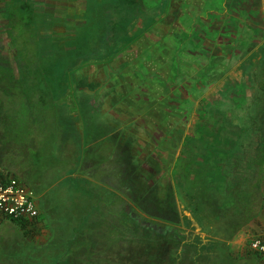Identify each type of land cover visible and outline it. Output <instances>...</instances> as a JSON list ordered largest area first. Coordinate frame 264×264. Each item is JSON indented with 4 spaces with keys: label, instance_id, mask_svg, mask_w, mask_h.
<instances>
[{
    "label": "rangeland",
    "instance_id": "1",
    "mask_svg": "<svg viewBox=\"0 0 264 264\" xmlns=\"http://www.w3.org/2000/svg\"><path fill=\"white\" fill-rule=\"evenodd\" d=\"M73 1L79 3V0H0V171L22 177V181L35 191V196L43 193L36 200L42 209V216L35 224H29L25 228L9 219L0 221V264H75L77 258L74 252L78 243L83 244L86 251L97 250L101 244L108 248L111 246L108 236L111 224L107 220L120 212L112 209L109 204L115 195L114 199L120 200L121 206H129L130 214L136 211L145 217L142 214L144 209L139 205L147 206L149 195L142 188H135L131 183L128 185L119 179L122 170L125 173L128 169L122 167V162L126 166L127 159L129 168L135 169L138 151L141 150L137 147L139 150L132 149L128 156H124L119 153L120 147L115 145L118 140L123 141V146L126 141L127 144L130 140L133 143L139 138H136L138 133L133 131L128 140L124 135L125 125L114 121L109 123L114 118L104 107V103L107 94L111 96L114 93L115 85H109L106 81L118 80L120 76L117 73L119 68L113 71L112 67L137 66L136 73L139 72L144 77L151 73L144 62L147 61L159 73L153 74L157 81L164 82L167 88L168 85L171 86V89L165 90V94L177 95L175 86L170 83L171 76L163 74L164 69H169L164 64L165 59L173 58L169 65L177 72L178 57L184 51H205L207 46L213 48L217 33L215 28L220 30L222 20H225L224 26L238 30L222 34L223 43L227 42L222 46L226 49H233L232 41L239 43L236 37L239 36L240 39L242 35H252L248 21L251 0H230L227 7L221 6L222 0H202L205 2L201 8L191 0L180 6L179 15L173 11V17L180 23H195V26L185 34H180V28H177L178 31L174 30V34L163 35L156 26L164 22L166 15L170 13L168 0H84L82 11L77 13L78 21L69 23L74 19L67 21L54 8L59 7V2ZM257 1L254 6H259L260 9L262 0ZM232 4L240 11L234 10ZM260 12L263 14L262 10ZM222 15L224 19H221ZM203 16L212 26L210 29L205 25ZM227 30L226 27L222 29ZM152 35L158 39L151 41ZM6 38L10 40L7 47L4 43ZM207 40L210 42L204 45ZM244 41L242 38V45ZM132 45V50L139 48L138 54L134 64H128L129 59H122L120 53ZM200 54L204 57L206 55L204 52ZM5 63L6 66L3 65ZM246 63L248 65L249 62ZM259 63L261 74L255 75L258 89L234 92L238 103H220L221 113L216 118L215 126H219L220 130L232 129V135L234 131L240 134L241 130H246L244 138L236 139L233 143L235 149L231 148V153L223 151L216 135L215 145L220 146V152L211 154L209 158L202 140L196 138L189 142L193 145L192 157L196 160V156H199L196 160L198 167L192 173L205 183L204 189L200 186L194 188L197 200L189 206L198 216L194 220L180 217L187 207L180 202V195L176 193L175 213L166 214V217L179 216L180 222L173 223L175 227L179 225L184 230H190L183 233L186 239L184 248L187 251L185 264L202 263L205 253L202 250L204 246L201 245L203 238L195 233L193 227L219 229L225 221L228 223V230L229 226L244 225L246 231L242 233V237L249 245L261 229L264 218V148L259 125L264 108V58ZM106 66L110 70L104 81L102 79L106 75L101 72ZM16 67L18 70L15 74L20 80L13 76ZM39 69L42 71L38 72ZM229 70L230 68L226 72ZM28 72L31 73L29 81ZM33 72L50 74L52 82L37 79ZM124 73L120 72L121 75ZM87 78L89 82L99 81L95 93L71 86L72 81L78 79L77 82L86 84ZM198 83L192 82L196 91ZM232 94L233 92H229L228 95ZM115 97V100H119L117 104H123L122 99L127 96L121 99ZM67 100L75 103V100L78 101L77 115L72 114L73 108L63 110L64 106L68 108ZM184 101L189 107L193 104L192 99L186 98ZM212 111H216L214 106ZM223 112L233 115V118L223 120ZM113 113L115 115L116 112ZM72 116L78 117L79 121L82 119V125L72 129ZM90 116L96 120L95 123L92 120V123L89 122ZM196 124L192 126L194 130L198 126ZM71 132L74 138L71 137ZM101 137L104 139L101 140ZM113 139L115 143L112 148ZM220 141L230 143L231 139L222 138ZM193 158H188V161H193ZM198 163L209 167V180L214 183L202 176L203 167ZM84 170L91 183L83 177ZM129 170L130 174L134 173L133 169ZM134 176L136 178L137 174L134 173ZM171 176L180 180L176 173ZM207 181L211 185L209 188ZM164 198L166 200L161 203L160 209L153 206L152 210L158 214H150V220L156 218L160 221L159 212L165 214L173 210L168 202V195ZM43 203L47 204V208ZM196 205L199 207L198 211L195 210ZM163 221L166 220L161 219ZM174 221L176 219L172 220ZM167 226L171 231L170 226ZM28 228L31 231L28 232ZM89 233L96 238L93 239L94 235L88 236ZM195 239L200 240V245L197 247L191 244L193 248L187 247ZM126 248L128 250L129 246ZM199 251L204 252L202 258L196 256ZM115 253V250H110V255Z\"/></svg>",
    "mask_w": 264,
    "mask_h": 264
},
{
    "label": "flooded vegetation",
    "instance_id": "2",
    "mask_svg": "<svg viewBox=\"0 0 264 264\" xmlns=\"http://www.w3.org/2000/svg\"><path fill=\"white\" fill-rule=\"evenodd\" d=\"M192 1L200 8L205 2L202 0ZM189 2H191V0H168V4L170 5V13L166 15L167 17L164 16L166 17V19H164V22L158 23L156 26L158 28V31H160V34H174V30L178 31L177 28H180V34H185L189 31V28L195 26V23H180L173 17V11H175V14L179 15L181 12L180 6L184 3ZM83 4L84 0H79V3H74V1L73 3L59 2V7H55L54 10L56 9L57 11L61 12L62 15L65 16V19H67V21L73 18V22L69 23H74L78 21L77 13L82 11ZM202 19L204 22H206L205 25L207 24L206 26L210 29L211 25L208 20L204 18V16L202 17ZM224 25V22H221L219 24V28L221 31L217 30L213 26L217 32L215 35V45L213 48H209V46H207L204 49L205 51H184L182 53V56L178 57L179 65L176 67L177 72H175L169 65V63L172 62L173 58H167L164 60V64H167L169 66V69H164L163 74L167 75L168 77L171 76L170 83L175 86V89L178 92L177 95H173L171 93L169 95L165 94V90L171 89V86L168 85L167 88L164 82L157 81L153 74L159 73H157L156 70L147 61L144 62L146 66L150 68L151 73L144 75V77L140 76L139 72L138 74L136 73V71H138L137 66L121 67L120 65H118L117 68L112 67L111 70L117 71L119 68V70L117 71V73H119L120 75L119 79L115 80L116 82L111 80L106 81L109 83V85H115L114 93L111 96L107 94V97L105 98L107 100L104 103L106 104V106L104 107L108 110V112L112 113L111 115L114 118L113 120L109 118V123L114 121V123L120 122L125 125L124 135H126V138H128V140L130 139L129 136L133 131H136V134L138 133V136L136 135V138H139L133 143L130 140L127 144L126 141L123 146V141L118 140L115 143V140L113 139L111 143L112 148L114 147L113 145L115 143L118 148L120 147L119 153L124 156H128L130 150L132 152V149L134 150L140 148L141 150V152L138 151V164L136 163V166H134L135 169L131 167L129 168L130 165L127 159L126 166L125 162L124 164L122 162V167H128V169L125 173H123L122 170V175L121 177H119V179L125 183L127 182L128 185L131 183L135 186V188H142V191L149 195V199L147 200L148 207L144 206V204L143 206L138 204L139 206H141V208L144 209L142 214L145 217H142L136 211H134L132 215L136 217L137 220L143 221V224H145L147 227L152 226L159 233L165 231V229L168 228L167 225L170 226L172 224L169 227L172 230L175 227L172 220L176 218H173L172 216L166 217V214L175 213L174 207H176L174 205L176 185L174 183L175 179L172 178L171 174L176 173L177 176L180 177V179H183L188 170H193L194 168L198 167L197 161L192 157L193 145L189 144L190 140L196 138V132L194 133L192 129L189 130L190 120H192L194 116H200L198 118H201V116L203 117L206 115L209 118V122L212 121L210 123V130H220L219 126H215V121L217 120V116H219L218 114L221 113V93L217 91H208L207 86H210L212 83L220 79V72H226L228 68H231L233 64H235L238 56L237 53L239 52V45H237V42L232 41L233 49H226L222 46L226 45L227 43H223L222 34H226V32L228 31L238 32V30ZM224 27L228 28V30L222 31ZM197 28L199 27L197 26ZM145 35L148 36V34ZM250 37L251 35H242L240 39L244 38L245 40H249ZM237 38L239 40V36L236 37V39ZM156 39H158V37L152 35L151 41H155ZM208 42L210 41L207 40L204 45H207ZM133 47V45L128 46L123 52L121 50L120 53V57H122V59L124 57L125 59H129L128 64L130 62L131 64H134V59L138 54L137 50L139 48H134L132 50ZM212 49H214L213 52H211ZM220 51H223V58L217 56V52ZM203 52L206 53L205 57L200 54ZM172 53L179 54L180 51H172ZM95 67L96 66L94 65V68ZM103 69L104 70H102L101 73H104L106 77L102 80L105 81L106 78H108L107 72L110 69H108L107 66ZM17 70L18 69L16 67L14 69L13 76L16 80H20V78H17L16 76ZM40 70L42 71V69H39L38 72ZM90 71L92 72L93 70ZM38 72H33V74L37 75V79L40 78L41 80L44 79L46 81L52 80L50 74L40 75ZM120 72L125 73L121 75ZM88 73L89 71L87 72V74ZM30 74V72H28L27 74L28 81L30 79ZM83 75L84 74H82V77ZM87 79V82H85L86 84L77 82V80L72 81L71 86L80 90L85 89V92L92 91L95 93L97 87L99 86V81L89 82V78ZM192 82H199L197 84L198 91H196L195 88L193 89L194 86L192 85ZM18 83L22 84L21 82ZM61 84L64 83L61 82ZM92 86L94 87L92 88ZM206 92L207 99L203 97V94H206ZM113 95L116 96H114L115 98L120 99L123 96L127 97L122 99V102H124L123 104H117V101L119 100H115ZM186 98L192 99L193 104L191 107H189L185 103L184 100H186ZM213 106L216 109L215 112L212 111ZM104 107L102 109H105ZM113 112H116L115 115H113ZM183 152H186V154H184ZM190 157L194 160L188 161V158ZM112 159L114 160L113 157ZM199 165L203 167L201 169L204 173L203 176H206L207 180L210 179V171H208L210 170L208 169L209 167L202 164ZM129 169L134 170V173L137 174L136 178L134 176V173L130 174ZM124 170L126 171L125 168ZM132 179H134V182H131ZM166 195H168L169 197L168 202L171 208L173 206V210H169V212L165 214L163 212H159L158 215L159 219L161 218L166 221H163V223L161 222V219L160 221H158L156 218L155 220H150V216L152 214H158L156 211L154 212V210H152L153 206L155 207V209H160L161 203L163 204L164 200H166V198H164L166 197ZM144 203H146V201ZM126 210L129 212V206L126 207Z\"/></svg>",
    "mask_w": 264,
    "mask_h": 264
},
{
    "label": "crops",
    "instance_id": "3",
    "mask_svg": "<svg viewBox=\"0 0 264 264\" xmlns=\"http://www.w3.org/2000/svg\"><path fill=\"white\" fill-rule=\"evenodd\" d=\"M26 1H28V0H26ZM256 1L257 0H251V2L249 3L250 8H251V12H250L251 15H250L248 21H250L249 22L250 23L249 29L252 32L250 39L245 40L243 45H242L241 39L238 40L239 43L237 45H239V49H238L239 52L237 53L238 56H237V61L235 62V64H233V66L230 68V70L228 72H220V74H221L220 79H218L216 82L212 83L210 86H207L208 91H214V92L217 91L220 93L221 92L226 93V95H222V93H221V104H229L228 102H232V101H233L232 103H238L237 100H235L236 98H234L235 97L234 92H242L245 90H256L259 87L257 84L258 79L255 77V75L261 74L259 69H258L259 65H261L259 63V61L261 60V58H264V0H262L263 5H261L260 9L258 8L259 6H256V5L254 6V4H256L258 2V1L257 2ZM230 3H231L230 0H222L221 6L227 7V6H229ZM233 4L231 7L234 10L240 11L239 9H236V7ZM253 7L255 8V10H253ZM260 10H262L263 14H261ZM221 19H224L223 15L221 16ZM224 21L225 20H222L221 22H224ZM9 41H10L9 38L4 39V43H6V47L8 45L7 42H9ZM4 43H3V46L5 45ZM246 44H249V45L246 47ZM217 56L220 58H223V51L217 52ZM247 61L249 62L248 65L246 63ZM3 65L6 66V63ZM262 66H263V64H262ZM231 70H233V73ZM231 76H233V77H231ZM229 92H233V94L228 95ZM203 97H205V99H207V92H206V94H203ZM75 101H76V103L78 102L77 100H75ZM67 102H68V108H64L65 107L64 106L63 110L73 108L74 110H71L72 114L77 115L76 106L78 107V104H76L74 101L71 102L69 100H67ZM225 113H227V111ZM64 115H67V114H64ZM72 117H74V116H72ZM198 117H200V116H194L192 118V120H190L189 128L192 126L194 127V123L198 124V126L196 127V131H194L193 127L190 129H192L194 133L196 132L195 133L196 138H198L199 140H202L204 142V144L206 145L203 147L206 149V154L208 155L209 158H210L211 154H213V153L217 154V152H220L218 150V147H220V146L223 149V151H225V152L226 151L229 152V150L231 148L235 149V146L234 145L232 146L230 144H231V142L233 143L232 137H234V141L236 139H239V137H237V135H236L237 134L236 131L233 132V135H232V129L230 131H228V130H219V131L218 130H212L211 131L210 130V128H211L210 123L212 121L210 120L211 122H209V118L206 115L203 117L201 116V118H198ZM89 118H90L89 122L92 123V121H93L95 123L96 120L94 121L93 117L91 118V116H90ZM231 118H233V115L225 114V117H223L222 119L223 120H225V119L231 120ZM67 122H69V121H67ZM83 122L84 121L82 119L79 121L78 117H74V118H71L70 123H72L71 124L72 129H75L78 126H81ZM236 128H237V126H236ZM216 135H218L217 136V138L219 140L218 144L220 145L218 147L215 145L216 141L214 140V137H216ZM71 137L74 138V135L72 132H71ZM196 138H194V139H196ZM222 138H223V140L231 139V142L230 143H227V142L222 143L220 141ZM103 139H104V137H101V140H103ZM226 144H228V146H226ZM216 147H217V149H216ZM199 148H200V145H199ZM231 152H229V153H231ZM192 154L194 155V153H192ZM198 159H199V156H196V160H198ZM203 161H204V158H203ZM213 162L215 163L216 161H213ZM198 164H200V163H198ZM21 167H23V166L21 165ZM20 169L21 168H18V170H20ZM8 170L11 171L10 169H8ZM25 172L26 171L24 170V174H25ZM86 172L87 171L84 170L83 177L91 183L92 181L89 180L90 177L87 175ZM28 173L29 172H28V168H27V175H28ZM12 174L17 177L16 174H14V173H12ZM74 176H76V174ZM17 178H19V177H17ZM19 179L21 181L22 180L24 181V179H22V177ZM209 181L211 183H214L211 180H209ZM209 181H207V187L208 188L211 186ZM174 183L176 185L175 193L180 195V199H181L180 202H183L187 207V209L183 210V212H184V213H182L183 216L181 214L180 217L184 218V216H185V218L187 220L196 219V217L198 215L196 213L192 212L193 210H191L189 208V206L195 203L194 200H197L195 198V195H194L197 192H195L194 188L196 186H200L201 188L204 189L205 187L203 185H205V183L203 182V180L201 178L199 179L198 177H196L192 173V170H189L188 173L186 172L183 179H180V180L175 179ZM201 188H199V189H201ZM41 194H43V193H41ZM41 194H39L38 196L36 195V200L38 198L39 199L41 198L40 197ZM44 204L45 203H43V205ZM226 204L227 203H225V205ZM46 205L47 204H45V207L47 208ZM37 206L39 208V212L41 215L42 209L39 207L38 204H37ZM176 217H178V216H176ZM219 219L222 220L221 218H219ZM224 223H225V225H224ZM227 224L228 223L226 221L223 222V227H220L219 229H214V228H210V227L207 229H203L200 227H193L195 233H197V235H199V236H202V238H203L201 245L204 246V248L202 250L205 252V253L203 252L205 254V257L203 254V262L200 264H261L262 263L261 258L251 250L249 243L248 242L246 243V239L242 237V233L246 231L244 228V225L239 226V224H238V225H235L234 227L229 226V230H228L226 228ZM176 227H177L176 230L180 231V233H182V234L183 233L185 234V233H187V231H190V230H188L189 228L184 230L183 228H180L179 225H177ZM184 256L186 258V255H184ZM191 260L193 261V257Z\"/></svg>",
    "mask_w": 264,
    "mask_h": 264
},
{
    "label": "trees",
    "instance_id": "4",
    "mask_svg": "<svg viewBox=\"0 0 264 264\" xmlns=\"http://www.w3.org/2000/svg\"><path fill=\"white\" fill-rule=\"evenodd\" d=\"M259 131L262 147L264 148V108ZM244 132L246 133L245 129L241 130L240 134H236L237 137L243 139ZM233 143H235V141ZM233 143L231 142L230 145L233 146ZM9 174L10 173L7 171H0V177ZM111 194H113V192H111ZM115 197L116 195L109 204H111L112 209L115 208V210L117 209L120 212L118 215L107 220L111 224L108 230L111 246L105 248L101 244V248L99 247L97 250L86 251L84 245L78 243L75 248L76 252H74L77 258L75 264H185L184 262L187 258V256L186 258L184 256L187 254L186 248H184V246L186 247V239L184 234L176 230L177 227H174L171 231L167 228L165 229L166 231L159 233L152 226L147 227L143 224V221L137 220L136 217L127 212L125 206H121V201L115 200ZM194 207L196 211L199 210L197 205ZM5 219H9L13 223L26 228L27 225L35 224L40 220V214L32 221L29 219H13L9 217L2 218L0 221ZM178 220H180L179 216L176 217V221L173 223L178 224L180 222ZM29 231H31L30 228H28V232ZM82 232L84 235V231ZM89 235L94 234L89 233L88 236ZM108 236H106L107 239ZM94 238H96L95 235L93 239ZM128 241L130 242L129 245H125L124 243ZM191 244L198 247V245H200V240L195 239L193 242L187 244V247L193 248ZM127 246H129L128 250L126 248ZM141 249L144 251H141ZM110 250H115L116 253L110 255ZM202 252L203 251L197 252L196 256L202 258ZM105 261H107V263H105Z\"/></svg>",
    "mask_w": 264,
    "mask_h": 264
},
{
    "label": "built area",
    "instance_id": "5",
    "mask_svg": "<svg viewBox=\"0 0 264 264\" xmlns=\"http://www.w3.org/2000/svg\"><path fill=\"white\" fill-rule=\"evenodd\" d=\"M39 208L34 191L14 175L0 177V219H29L39 216ZM251 250L264 264V218L261 229L250 242Z\"/></svg>",
    "mask_w": 264,
    "mask_h": 264
}]
</instances>
